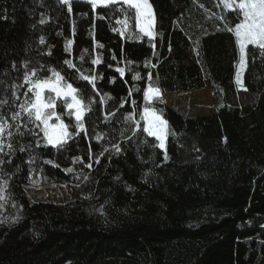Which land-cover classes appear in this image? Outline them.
Returning a JSON list of instances; mask_svg holds the SVG:
<instances>
[{"label": "trees", "instance_id": "obj_1", "mask_svg": "<svg viewBox=\"0 0 264 264\" xmlns=\"http://www.w3.org/2000/svg\"><path fill=\"white\" fill-rule=\"evenodd\" d=\"M149 2L153 38L137 30L133 10L119 3L93 10L89 2L73 0L69 12L62 0H0V96L7 93L11 103V86L22 78L26 61L63 67L72 59L81 71L102 76L97 88L112 97L97 103L88 118L102 137L94 135V144L112 148L91 197L31 204L20 181L38 152L44 167L57 171L55 182H68L77 168L92 163L84 133L59 150L43 141L35 147L26 135L23 143L33 148L17 150L2 166L7 188L0 192V264H264V55L248 46L242 76L247 91L239 89V48L220 19L234 26L235 12L220 0ZM121 8L129 13L127 35L117 30V21L126 18ZM98 56L102 62L92 65ZM117 67H125L123 78ZM137 72L141 79L134 81ZM150 83L160 96L146 102ZM205 89L213 115L184 118L164 106L163 95ZM125 98L129 102L120 108ZM146 106L168 121L167 160L142 130ZM105 111L115 112L108 122ZM128 113L139 122L135 136L123 120ZM63 119L74 123L66 114ZM69 167L73 172L65 171Z\"/></svg>", "mask_w": 264, "mask_h": 264}, {"label": "snow or ice", "instance_id": "obj_2", "mask_svg": "<svg viewBox=\"0 0 264 264\" xmlns=\"http://www.w3.org/2000/svg\"><path fill=\"white\" fill-rule=\"evenodd\" d=\"M62 2L69 5L68 11L71 12L69 0H62ZM89 3L93 10L97 6H107L112 3L127 5V9L134 12L135 27L139 29V32L149 38L154 36L155 16L149 0H89ZM220 5L225 10L236 13L238 22H235L234 26H229L226 17L222 16L220 19L225 23L226 30L234 33L235 42L239 48V66L235 82L239 89L247 91L241 75L246 68V50L249 45H252L258 47L261 54L264 55V0H220ZM120 11L124 13L126 18L117 22L127 29L129 27V13L124 8H121ZM44 22L41 19L40 23L43 24ZM123 34L124 32L121 31V35ZM40 43H45L43 37L40 38ZM67 44L70 46L72 41L69 40ZM97 46L103 47L102 44ZM69 50V47L65 48L66 52ZM48 55L51 56V52ZM111 58L116 60L115 54ZM81 61H83V56H81ZM101 62L102 59L98 56L91 61V64L99 65ZM62 63L63 67L59 64L30 66L26 61L23 64L22 78L17 79L11 86V103H9L7 93L0 96V192L7 188V181L3 179L7 173L2 166L5 163H11V159L17 150L23 153L33 148L32 143H23L26 135L34 139L35 147H40L41 141H43L45 146H51L57 150L62 149L64 145L74 137L80 136L81 133L87 136L90 128L97 140L102 138L101 134L96 132V122L88 118L95 111L97 103L106 105L112 99L109 93H101L100 89L97 88V80L103 77L94 71H81L72 59H65ZM151 66L155 67V65ZM109 67L112 66L109 65ZM115 71L120 74L121 78L124 77L125 67H117ZM69 72H73L75 75H69ZM132 79L134 81L140 80V73H135ZM147 79L152 81L151 72L148 73ZM81 81L84 83L83 87L80 86ZM110 82L115 83V78H112ZM135 90L139 91V89ZM132 91L133 89L130 88L128 97H131ZM159 96L160 89L151 83L143 92L146 102ZM128 102L129 100L125 98L120 104V108ZM130 103L133 105V111H135L136 101L132 99ZM58 107L61 109L60 112L57 111ZM64 114L74 120V123H65ZM114 115L115 112H103L104 122H108L110 116ZM140 119L144 122L143 132L147 136L155 138L158 142L155 147L165 150L164 159L167 160L168 121L158 114L157 109L148 106L143 109ZM123 120L132 128V135L135 136L139 122L136 121L133 113L126 114ZM70 128L73 131H70ZM114 148L116 152L121 151L118 144L114 145ZM34 159L35 157H31L27 163H32ZM82 159L78 156L75 161L82 162ZM45 163L52 164L53 161L46 160ZM55 166L59 167V165ZM86 166L91 168L92 164L89 163ZM65 171L71 173L73 168L69 167Z\"/></svg>", "mask_w": 264, "mask_h": 264}, {"label": "rangeland", "instance_id": "obj_3", "mask_svg": "<svg viewBox=\"0 0 264 264\" xmlns=\"http://www.w3.org/2000/svg\"><path fill=\"white\" fill-rule=\"evenodd\" d=\"M70 1L73 0H69V2ZM80 1L89 2V0ZM117 30L120 34L121 31H123V35H127L129 32V27L125 29L121 23H117ZM137 30L139 31L138 28ZM153 31H155V24ZM243 72L241 74L242 76ZM166 100L168 101L170 99L165 98L164 102H166ZM170 101L173 103V105H175L173 110L180 113L184 118H195L199 116L211 115L210 113L213 109V106L210 105L212 103L211 95L209 99V95L205 94L204 92L197 93L195 95H193V93L186 94V96L183 97H175L173 98V100L171 98ZM164 106L168 108V103L167 106L164 103ZM87 136L92 151V167L78 168L75 175L72 176L68 182H55L57 179V175H55L54 173L57 171L44 167L38 152L32 154V157H35V159L31 163V170L28 173L20 176V181L26 191L27 197L31 204L40 202H50L56 204L66 203L71 200L80 198L87 199L92 196L96 181L102 175L108 164L109 158L112 154V148L108 144H94V133L91 130L88 131ZM105 149H107V151H105ZM97 160L99 161L98 163Z\"/></svg>", "mask_w": 264, "mask_h": 264}, {"label": "crops", "instance_id": "obj_4", "mask_svg": "<svg viewBox=\"0 0 264 264\" xmlns=\"http://www.w3.org/2000/svg\"><path fill=\"white\" fill-rule=\"evenodd\" d=\"M201 92H204L205 94H208L209 95V99H210V95H211V93H210V91H209V89H205V90H203V91H199V92H194L193 93V95H195V94H197V93H201ZM183 96H186V94H173V95H163V100L165 101V98H167V99H170L171 100V98H172V100H173V98H175V97H183ZM170 100H166V102H164L165 104H166V106H167V103H168V108H172V109H174V106H172L171 104H170ZM211 100H212V97H211ZM210 103H211V101H210ZM213 103V102H212ZM210 104V105H212L213 106V109L211 110V115H213V114H215L216 113V111H215V109H214V105L213 104ZM209 107V106H208ZM91 129H89V131H90ZM77 170H78V168H77ZM76 170V171H77Z\"/></svg>", "mask_w": 264, "mask_h": 264}]
</instances>
